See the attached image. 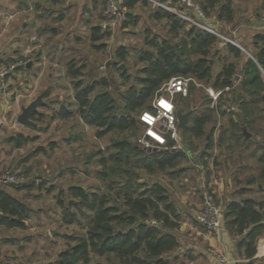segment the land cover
Masks as SVG:
<instances>
[{
  "label": "rangeland",
  "instance_id": "obj_1",
  "mask_svg": "<svg viewBox=\"0 0 264 264\" xmlns=\"http://www.w3.org/2000/svg\"><path fill=\"white\" fill-rule=\"evenodd\" d=\"M171 2L137 0L130 7L124 5V17L117 20L115 30L100 31L101 36L93 38L92 27L104 19V0H0V61L4 66L17 63L15 69L0 80V171L22 172L27 180L18 186L12 183L0 186L26 207L22 225L0 224V258L3 264H52L59 259L60 252L74 244L77 236L85 232L89 210L80 206L77 199L66 190L72 184L87 190L108 192L106 187L111 183L112 194L127 178L133 184L148 178L149 183H162L168 199L176 206L184 209V204L190 206L195 214L202 206L204 191L212 192L213 186L217 187L216 183H220L226 190L241 188V198L250 196L264 207V178L258 176V168L264 166V162L257 160L262 149L255 143L256 140L264 142V120L256 124L259 132L243 128L252 138L248 147L239 141L227 149L228 140L225 137L222 142L218 140L220 134L225 136L223 130L229 124V118L240 119L231 106L239 108L237 103L241 94H245L241 92L238 79L244 57L256 50L250 44L251 35L253 32H264L257 25L264 12L255 16L256 10H260L263 4L260 0H247L250 10L243 15V1L232 0L231 22L217 20L211 14L206 16L220 34L215 44L217 50L213 48L209 55L211 71L215 74L223 61L234 62V88H214L210 82H199L190 76L192 79L189 81L188 93L184 96L173 95L177 108L192 107L193 113H200L205 106H213L218 101L219 96L214 102L207 99L210 95L206 89L212 87L226 90L222 92L218 107L228 106L223 113L219 109L213 112L211 121L205 126L206 133L210 127L214 129L208 151H204V136L197 138L189 132L180 133L182 146H188L189 152H183L176 160L174 169L181 168L178 175L170 176L166 169L147 172L141 165L142 154L129 149L125 151L128 163L115 162L109 158L110 153L116 150L112 147V142L116 140L126 139L133 145H142L141 124L126 131L112 130L96 136L95 128L84 124L76 112L73 79L65 71L67 60L73 59L77 64H84L81 74L84 82L94 78L107 79V85H96L91 96L100 89H108L120 102L117 91L138 84L134 78L141 75L140 69L146 64L140 58L141 51H155L148 40L157 38L160 41L165 38L172 43L178 40L170 28V18L154 15L159 8L158 3L171 8L165 7L170 12L178 13L186 9L181 0ZM127 13L135 20L132 21L131 17L127 20ZM249 22L254 25L247 27ZM190 24L189 21L183 22L177 29L178 35ZM243 33H246L244 40L250 45L249 49L241 45ZM33 36L35 38L32 40ZM226 42L235 44L239 54L226 52L223 47ZM119 46H123L126 51L122 61L114 54ZM120 64L125 66L129 76L127 80L120 77ZM262 77L264 79L263 72ZM161 86L162 83L140 110L149 109L147 105L152 104ZM40 92H43L44 103L38 106L37 114L31 116L35 125L18 124L16 116L20 106L26 105ZM60 106L68 107L72 114L67 118L58 117L56 112ZM139 111L134 113L135 117ZM18 132L30 137L20 146L10 140V136ZM155 150L159 152L161 148ZM101 158H106L105 165L100 164ZM118 166L130 171L127 173ZM206 168H209V172ZM103 170L107 174L101 177L98 172ZM208 176V181H205ZM251 178L253 181L249 182ZM213 179L216 183H213ZM209 181L212 183L209 184ZM135 186L138 188V185ZM213 195L224 201L222 194L219 195L221 198ZM186 215L194 222L191 214ZM182 219L183 216L179 214L178 222L181 223ZM223 221L225 232L238 237L226 224L225 218ZM177 229L173 228L172 231L180 240L185 232ZM259 244H264V234L257 239L255 253V262L264 264V255H259ZM177 250L175 248L167 253L170 264H187L188 260L184 261L181 257L173 261ZM241 258H244L242 252ZM69 264L119 263L112 254L98 256L90 252L87 262L78 260Z\"/></svg>",
  "mask_w": 264,
  "mask_h": 264
},
{
  "label": "trees",
  "instance_id": "obj_2",
  "mask_svg": "<svg viewBox=\"0 0 264 264\" xmlns=\"http://www.w3.org/2000/svg\"><path fill=\"white\" fill-rule=\"evenodd\" d=\"M136 1L125 0L124 5L130 7ZM175 1L180 2V0H172L173 3ZM195 2L205 16L211 14L217 20L227 22L233 20L232 0H195ZM185 8L188 9L186 6ZM186 9L180 11L193 16L191 10ZM154 15L170 18V28L178 40L173 43L165 38L160 41L157 38L148 40L155 51H141L140 58L145 60L146 64L140 69L141 75H136L134 78L138 84H131L117 91L120 102H117L108 89H100L91 96L96 85H107V79L94 78L84 82L81 78L84 64H77L73 59L66 62V74L73 79L76 112L84 124L95 128L96 136H102L112 130L126 131L137 127L138 123L141 124L138 119L139 113L136 117L134 113L142 109L159 85L171 76H191L199 82H210L214 88H234V62L223 61L215 74L211 71L209 55L213 48L217 50L215 46L217 35L190 21L191 24L184 28L181 35H178L177 29L183 25V22H188L185 18L177 12L168 11L161 5ZM130 17L132 21L135 20L130 13H127L126 19L129 20ZM100 31H102L100 25H94L92 37L99 38L102 34ZM252 45L256 50L250 51L251 56L241 62L239 70L238 84L241 92L245 93L241 94L237 103L239 110L236 112L240 119L229 118V124L224 126L223 130L225 136L220 134L218 137L219 142H222L223 137L228 140L227 149H231L233 143H239V141L241 145L248 147L252 138L250 135H245L243 128L248 127L250 131L259 132L256 124L264 120V79L262 77V72L264 73V32H256L252 38ZM223 47L226 52L233 53V55H238L240 52L232 42H226ZM114 54L122 61L126 51L123 46H119ZM119 70L122 80H127L129 76L125 70L120 66ZM222 92L216 104L205 106L200 113H193L192 107L177 108L175 103L176 111L190 110L186 124L184 127H179V132H189L192 137L197 138L204 136L205 152L211 147L214 131L213 127H210L209 132L206 133L205 126L211 121L213 112L219 109V112L223 113L226 107L228 108V106L218 107ZM46 93L47 91L44 90V94ZM207 99L211 101L210 96ZM147 107L150 109L151 105L148 104ZM56 113L60 118H67L72 111L66 106H60ZM36 114L37 112L31 116ZM29 139L28 135L21 132L10 136V140L16 146L22 145ZM255 143L262 149L257 160L264 162V142L256 140ZM112 147L116 150L110 153L109 158L115 162L128 163L129 158L125 151L129 149L142 154L141 165L147 172L166 169L170 176L179 174L181 168L174 169L176 160L182 156L183 152H189L188 146L184 145L178 149H161L158 152L154 148L147 149L142 145H133L126 139L112 142ZM122 152H125L123 156ZM105 163L106 158H101L100 164L105 165ZM119 167L127 173L130 171ZM98 174L103 177L107 172L103 170ZM258 176L264 178V166L258 168ZM248 181H253V178ZM26 182L27 180H24V182L12 184L18 186ZM2 185L0 183V186ZM135 185H138V188ZM106 188L108 192L87 190L78 184L67 187L66 190L77 199L78 204L89 210L88 223L85 232L77 236L74 244L60 252L59 259L52 264H69L78 260L87 262L90 252L98 256L112 254L119 264H170L167 253L178 245L172 229L178 226L179 214L176 205L168 199L165 186L159 181L149 183L148 178L133 184L127 178L112 194L111 183ZM71 204L76 203L71 202ZM25 211L26 207L22 201L0 187V224L22 225L26 215ZM263 215L264 207L250 196L242 197L241 200L224 202L223 218L231 230L238 235L236 245L238 249H241L245 259L235 264H258L255 262V253L257 239L264 234ZM151 220H154L156 225L151 224ZM0 263L3 264L1 258Z\"/></svg>",
  "mask_w": 264,
  "mask_h": 264
},
{
  "label": "built area",
  "instance_id": "obj_3",
  "mask_svg": "<svg viewBox=\"0 0 264 264\" xmlns=\"http://www.w3.org/2000/svg\"><path fill=\"white\" fill-rule=\"evenodd\" d=\"M124 1L125 0H105L103 11L104 19L99 24L102 31L106 30L112 32L115 30L117 20L124 17ZM181 1L191 10L193 16L183 12H178L179 15L187 21L193 22L215 35H220L214 30L215 25L208 24L205 21H198V18L205 20L206 16L196 2L192 0ZM158 5L166 7L161 3H158ZM166 8L171 9L169 7ZM257 25L264 30V15L259 17ZM34 38L35 36L32 37V40ZM16 66L17 63H10L8 66H4L0 61V80L2 81V79L15 69ZM191 79L190 76H171L162 82V86L159 88L158 94L152 102L150 109H144L139 112L138 119L143 126L140 142L144 148L151 149L159 147L165 150L181 148L182 143L173 95H186ZM206 91L211 97V102H214L222 92L221 89L215 90L212 87H208ZM231 108L232 110H239V108L234 105H232ZM24 180L25 176L22 172L18 173L11 170L0 171V183L2 184L24 182ZM223 209L224 203L221 199H216L210 191H204L202 206L195 212V218L206 230L214 234H219L224 227ZM150 223L156 225L154 220H151ZM262 223L264 224V215ZM212 252L220 261H225V258L219 252L213 249Z\"/></svg>",
  "mask_w": 264,
  "mask_h": 264
},
{
  "label": "crops",
  "instance_id": "obj_4",
  "mask_svg": "<svg viewBox=\"0 0 264 264\" xmlns=\"http://www.w3.org/2000/svg\"><path fill=\"white\" fill-rule=\"evenodd\" d=\"M243 1V8L241 10L242 15L249 12V4L247 0ZM263 2L261 5L260 10H256L255 16H258L261 14V12H264V0H260ZM182 12V11H180ZM209 18H206L205 20L199 19L198 21H205L208 24L214 25V23L211 20H208ZM247 27L253 26L254 24L248 23ZM246 28V26H245ZM243 29V28H242ZM247 29V28H246ZM256 34V32L252 33V37L250 38V44L252 43V38ZM246 33H243L241 35V45H243L245 48L249 49L250 45L246 44V40H244ZM244 42V43H243ZM250 51V50H249ZM251 56L247 55L244 57V60ZM208 169L209 172V168ZM208 178H205V181H208ZM213 183H216V180H212ZM212 182L209 181V184ZM217 187L213 186V190H211L215 195L219 196L222 194L223 203L228 200H241V188H230L226 190V188H223L220 183H216ZM230 184V182H229ZM220 189V191H219ZM225 189V190H224ZM221 198V196H219ZM184 209L181 208V206H176L177 213L183 216V219L181 220V223L178 222V226L175 227V229L185 232L184 236L178 240L177 245V252L173 256V261H177L179 257L182 258V260H188L187 264H235L237 262H242L244 258H241V249H238L236 245V239L237 237H232L230 234H227L225 232V227H223V230L219 234H214L211 231L206 230L203 226H201L196 218L195 214L192 212V209L190 206H186ZM186 213H189V216L191 214L192 222L188 219ZM174 233V231H172ZM175 234V233H174ZM186 234V236H185ZM261 247V248H260ZM258 248L261 249V253L259 255H264V244L258 245ZM213 250H216L219 252L224 258L225 261H220L212 252Z\"/></svg>",
  "mask_w": 264,
  "mask_h": 264
},
{
  "label": "water",
  "instance_id": "obj_5",
  "mask_svg": "<svg viewBox=\"0 0 264 264\" xmlns=\"http://www.w3.org/2000/svg\"><path fill=\"white\" fill-rule=\"evenodd\" d=\"M53 30V29H52ZM120 67L125 70V66L120 64ZM43 92H40L36 97L30 100L26 105L20 106V111L16 116V122L20 125H35V122L31 119V115L38 111V106L43 105L44 101L42 99ZM190 110L185 112L176 111V116L178 119V126L184 127L186 124L187 116ZM246 136L249 134L243 130ZM155 149V148H154Z\"/></svg>",
  "mask_w": 264,
  "mask_h": 264
}]
</instances>
